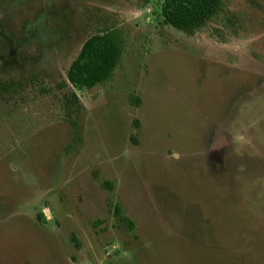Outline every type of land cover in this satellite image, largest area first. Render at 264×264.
Returning <instances> with one entry per match:
<instances>
[{
  "label": "rangeland",
  "instance_id": "374dc122",
  "mask_svg": "<svg viewBox=\"0 0 264 264\" xmlns=\"http://www.w3.org/2000/svg\"><path fill=\"white\" fill-rule=\"evenodd\" d=\"M159 2L0 0V264H264V0L193 34ZM111 29L112 79L74 88Z\"/></svg>",
  "mask_w": 264,
  "mask_h": 264
},
{
  "label": "trees",
  "instance_id": "16d2710c",
  "mask_svg": "<svg viewBox=\"0 0 264 264\" xmlns=\"http://www.w3.org/2000/svg\"><path fill=\"white\" fill-rule=\"evenodd\" d=\"M224 0H160L159 9L163 23L186 34H193L223 11ZM124 44L114 29L90 37L79 55L72 62L67 80L74 88L92 90L110 81L122 62ZM130 102L141 105L142 100L130 96ZM72 109V108H71ZM137 131L131 139L138 145L141 124L134 120ZM106 187H111L106 184ZM114 213L123 228L133 234L136 223L124 212L121 205L114 207Z\"/></svg>",
  "mask_w": 264,
  "mask_h": 264
}]
</instances>
